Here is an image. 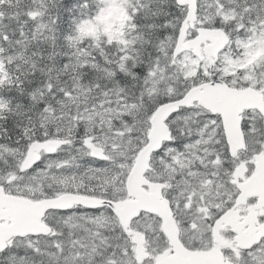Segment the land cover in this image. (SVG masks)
<instances>
[{
  "label": "snow or ice",
  "instance_id": "snow-or-ice-1",
  "mask_svg": "<svg viewBox=\"0 0 264 264\" xmlns=\"http://www.w3.org/2000/svg\"><path fill=\"white\" fill-rule=\"evenodd\" d=\"M0 264H264V0H0Z\"/></svg>",
  "mask_w": 264,
  "mask_h": 264
}]
</instances>
